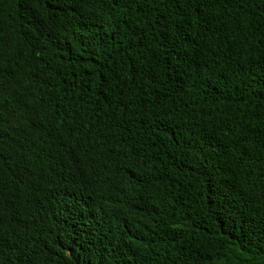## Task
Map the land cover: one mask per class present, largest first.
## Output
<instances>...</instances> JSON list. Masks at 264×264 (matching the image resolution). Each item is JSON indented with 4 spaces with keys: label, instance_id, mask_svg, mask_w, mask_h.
Returning <instances> with one entry per match:
<instances>
[{
    "label": "trees",
    "instance_id": "obj_1",
    "mask_svg": "<svg viewBox=\"0 0 264 264\" xmlns=\"http://www.w3.org/2000/svg\"><path fill=\"white\" fill-rule=\"evenodd\" d=\"M0 264H264V0H0Z\"/></svg>",
    "mask_w": 264,
    "mask_h": 264
}]
</instances>
